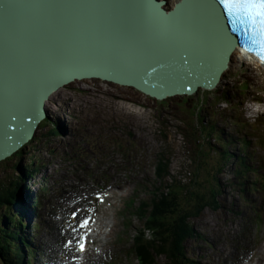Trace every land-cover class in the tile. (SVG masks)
<instances>
[{
    "label": "rangeland",
    "instance_id": "374dc122",
    "mask_svg": "<svg viewBox=\"0 0 264 264\" xmlns=\"http://www.w3.org/2000/svg\"><path fill=\"white\" fill-rule=\"evenodd\" d=\"M235 64L216 89L163 100L100 78L55 92L33 140L0 162L12 197L0 210L21 213L39 253L31 264H139L131 234H156L135 212L143 200L161 232H188L201 264H264V110L254 111L264 109V69ZM85 217L92 236L79 253Z\"/></svg>",
    "mask_w": 264,
    "mask_h": 264
},
{
    "label": "water",
    "instance_id": "95a60500",
    "mask_svg": "<svg viewBox=\"0 0 264 264\" xmlns=\"http://www.w3.org/2000/svg\"><path fill=\"white\" fill-rule=\"evenodd\" d=\"M211 1L227 41L213 56L186 13L190 0L171 9L166 0H0V162L35 137L46 102L75 81L161 100L219 86L240 37Z\"/></svg>",
    "mask_w": 264,
    "mask_h": 264
},
{
    "label": "trees",
    "instance_id": "16d2710c",
    "mask_svg": "<svg viewBox=\"0 0 264 264\" xmlns=\"http://www.w3.org/2000/svg\"><path fill=\"white\" fill-rule=\"evenodd\" d=\"M228 93V92H226ZM220 90L218 93L223 99L226 97V101L230 99L229 94ZM201 109H198L199 113ZM44 122L40 125L42 126ZM245 147L246 143L244 142ZM24 150L21 149L17 153H22ZM242 163L245 165L243 158ZM166 164V163H165ZM243 168V165H240ZM246 166V165H245ZM160 167V166H159ZM247 167V166H246ZM251 168H245L244 172L249 171ZM24 172L26 169H22ZM158 171V168H157ZM238 171V170H237ZM236 171V172H237ZM243 173V170L237 172V174ZM4 190L8 194L9 192L5 187H0V206L3 210L9 209L12 205L11 198L4 195ZM15 193V192H14ZM13 193V195H14ZM156 193V192H155ZM159 199V195L156 196ZM23 196L20 198V200ZM169 199V195L166 192V198ZM207 206V205H206ZM214 207L219 208L218 205ZM14 214H6L5 211L2 213L0 210V258L3 259V264H31V256L36 254V250L33 248L31 243L27 240L22 229L26 227V223L20 212H17L14 208ZM136 214L142 219L146 218L148 224L144 227V230L148 227H152L155 230V235L148 236L146 231L135 229L131 234V248L130 254H134L139 264H158V258L165 256L168 260L167 264H201L200 261L189 257L186 249V242L184 241L185 236L188 232L185 229L178 230L176 233L172 231L161 232V225L158 224L157 218L158 213L154 210L148 209L146 200H143L140 206L136 209ZM4 217V220L3 218ZM17 227V233L14 230H10V226ZM130 226V225H128ZM190 230V234H191ZM194 234H199L195 233ZM147 235V236H145ZM200 237V235L198 236ZM24 246L29 249V258L26 259V252Z\"/></svg>",
    "mask_w": 264,
    "mask_h": 264
},
{
    "label": "snow or ice",
    "instance_id": "6c2138e0",
    "mask_svg": "<svg viewBox=\"0 0 264 264\" xmlns=\"http://www.w3.org/2000/svg\"><path fill=\"white\" fill-rule=\"evenodd\" d=\"M219 4L228 17L229 25H234L231 30L240 37V43L250 42L257 46L249 50H255L264 61V0H219ZM152 71L155 72V69ZM75 215L76 213H73V216ZM88 223L89 219L86 218L80 227H86ZM83 247L81 244V250Z\"/></svg>",
    "mask_w": 264,
    "mask_h": 264
},
{
    "label": "bare ground",
    "instance_id": "6f19581e",
    "mask_svg": "<svg viewBox=\"0 0 264 264\" xmlns=\"http://www.w3.org/2000/svg\"><path fill=\"white\" fill-rule=\"evenodd\" d=\"M211 4H212L211 0H190L189 4L187 6L186 13L195 19L196 25H197L199 33L203 39V42L206 46V49L213 56L214 53H215V55L222 54L224 48L227 45V41H226V39H225L226 37L224 36L223 31H222V24H221L217 14L215 13ZM241 60H244V59L242 58L240 48L235 47V49L232 52V55L230 57V61H229L227 69H229L232 66H236L235 63L236 62L239 63ZM257 66H259L260 68H263L259 64H257ZM227 69L225 70V72L227 71ZM216 88H214V89H216ZM214 89H204V90H214ZM198 91H199V89L195 93L188 94V95H194ZM49 102L50 101L48 100L46 102V104L48 105ZM48 115L49 114L47 112V116ZM47 116L45 117V119L47 118ZM31 140H33V139H31ZM31 140L29 142H31ZM26 208L29 209L32 207H30V205L29 206L26 205L25 209ZM25 209H24V212H25ZM82 231L85 232V229ZM24 235L27 237V235L25 233H24ZM91 239H93V238L91 237ZM100 242L102 243L103 240H100ZM75 255L76 254H72V258Z\"/></svg>",
    "mask_w": 264,
    "mask_h": 264
},
{
    "label": "clouds",
    "instance_id": "9594fccd",
    "mask_svg": "<svg viewBox=\"0 0 264 264\" xmlns=\"http://www.w3.org/2000/svg\"><path fill=\"white\" fill-rule=\"evenodd\" d=\"M254 66H255V65H254ZM258 110H264V109H260L259 106H257V109H254V111H258ZM248 115L251 116L252 113L250 112V113H248Z\"/></svg>",
    "mask_w": 264,
    "mask_h": 264
}]
</instances>
